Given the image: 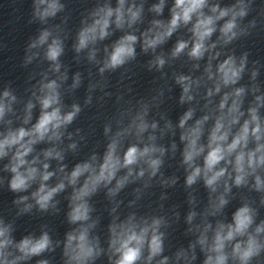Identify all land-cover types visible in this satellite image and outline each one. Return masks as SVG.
<instances>
[{"label": "clouds", "instance_id": "clouds-1", "mask_svg": "<svg viewBox=\"0 0 264 264\" xmlns=\"http://www.w3.org/2000/svg\"><path fill=\"white\" fill-rule=\"evenodd\" d=\"M70 2L31 0L23 89L0 84V264H264V60L245 47L264 0H81L74 26ZM138 70L155 74L143 93ZM93 108L103 139L81 155ZM61 215L62 235L17 238L22 218Z\"/></svg>", "mask_w": 264, "mask_h": 264}]
</instances>
